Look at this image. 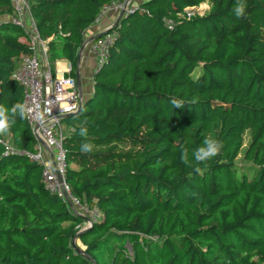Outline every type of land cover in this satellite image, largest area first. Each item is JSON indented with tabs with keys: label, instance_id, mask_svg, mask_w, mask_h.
<instances>
[{
	"label": "trees",
	"instance_id": "16d2710c",
	"mask_svg": "<svg viewBox=\"0 0 264 264\" xmlns=\"http://www.w3.org/2000/svg\"><path fill=\"white\" fill-rule=\"evenodd\" d=\"M123 1L29 0L52 69L65 59L75 77L85 30ZM236 3L144 0L108 29L91 92L62 121L65 182L99 212L77 238L82 252L72 239L85 218L20 153H35L37 140L10 111L22 103L12 74L33 51L22 27L0 20V106L10 116L0 133V264H264V0H244L240 18ZM11 13L0 0V18ZM209 134L222 147L195 162Z\"/></svg>",
	"mask_w": 264,
	"mask_h": 264
},
{
	"label": "built area",
	"instance_id": "2783aa9c",
	"mask_svg": "<svg viewBox=\"0 0 264 264\" xmlns=\"http://www.w3.org/2000/svg\"><path fill=\"white\" fill-rule=\"evenodd\" d=\"M9 1L12 9L10 22L22 27L27 33L33 51L32 56L21 55L16 59L12 74L22 87V104L26 108L24 117L37 140L35 153H20L43 166L42 177L45 188L58 194L65 203L68 198L75 207V214L85 218L83 225L90 226L99 217V212L74 197L64 179L66 159L62 140L70 128L63 130L62 117L78 110L82 101L81 89L75 77L68 74L70 68L65 73L53 72L47 54V39H42L35 28V22L30 14L29 0ZM127 3L125 0L113 2L101 12L109 8L129 11L133 7L126 9ZM112 41L113 34L107 31L101 37L87 42L88 52L95 62V70L105 61ZM38 139H41L46 147ZM3 144L6 153L17 152L7 142Z\"/></svg>",
	"mask_w": 264,
	"mask_h": 264
},
{
	"label": "crops",
	"instance_id": "0c3cea01",
	"mask_svg": "<svg viewBox=\"0 0 264 264\" xmlns=\"http://www.w3.org/2000/svg\"><path fill=\"white\" fill-rule=\"evenodd\" d=\"M132 6L138 5L140 2L144 0H132ZM117 14H113L112 11H103L99 15L97 21H95L90 27H88L84 32V41L91 39L93 36L99 34L103 30L107 29L117 19ZM3 21H10V16H3L0 18ZM23 40V39H21ZM86 45L81 52L79 62L77 63V68L75 71V79H79V85L81 89L82 99L85 98L90 92L92 88V74L95 71V62L88 52ZM16 61V60H15ZM53 71L59 73H65L69 68L70 65L65 59H56L53 62ZM67 129V128H66Z\"/></svg>",
	"mask_w": 264,
	"mask_h": 264
},
{
	"label": "clouds",
	"instance_id": "9594fccd",
	"mask_svg": "<svg viewBox=\"0 0 264 264\" xmlns=\"http://www.w3.org/2000/svg\"><path fill=\"white\" fill-rule=\"evenodd\" d=\"M233 14L236 18H240L245 15V3L244 0H237L236 6L233 8ZM170 104L173 108L182 107V102L179 99L171 98ZM11 113L13 115L18 114L21 118H23L26 114L25 105L22 103L16 104L11 108ZM10 124V116L9 110L0 106V133L5 132ZM86 133L85 128L80 129V134L84 135ZM222 147L221 142L214 135L209 134L206 136L200 146L194 149L192 152V156L195 162H205L212 157H215ZM92 150V146L88 143H84L81 145V151L90 152ZM187 150L183 149L181 153V158H187Z\"/></svg>",
	"mask_w": 264,
	"mask_h": 264
},
{
	"label": "water",
	"instance_id": "95a60500",
	"mask_svg": "<svg viewBox=\"0 0 264 264\" xmlns=\"http://www.w3.org/2000/svg\"><path fill=\"white\" fill-rule=\"evenodd\" d=\"M122 14H123V11H121L120 12V14H119V16L117 17V19H116V21L114 22V24L112 25V26H114V25H116L117 23H118V21H119V19H120V17L122 16ZM111 26V27H112ZM110 27V28H111ZM109 28V29H110ZM108 30H106V31H104L103 33H100V34H97V35H95V36H93L91 39H89V40H85L84 42H83V44H82V46L80 47V49H79V51H78V62H79V59H80V55H81V52L83 51V48H84V46L86 45V43L88 42V41H90V40H95V39H97V38H99L101 35H103L104 33H106ZM76 83H77V85H78V87H80V85H79V79L78 78H76ZM82 95V94H81ZM80 109V106H79V108H78V110ZM77 110V111H78ZM77 111L75 112V113H70V114H67V115H64L63 117H62V119H64V118H67V117H70V116H73L74 114H76L77 113ZM39 140V142L44 146V147H46V145L44 144V142L41 140V139H38ZM61 180V179H60ZM65 197H66V195H65ZM67 198V197H66ZM67 206L75 213L76 212V210H75V207L73 206V204H72V202L67 198ZM90 226H85V227H82V228H80L77 232H76V234H75V236H74V238L72 239V246L76 249V251H80V252H82L78 247H76L75 246V243H74V241L78 238V236L79 235H81L83 232H85L88 228H89Z\"/></svg>",
	"mask_w": 264,
	"mask_h": 264
},
{
	"label": "rangeland",
	"instance_id": "374dc122",
	"mask_svg": "<svg viewBox=\"0 0 264 264\" xmlns=\"http://www.w3.org/2000/svg\"><path fill=\"white\" fill-rule=\"evenodd\" d=\"M128 2L127 3V5H126V9H129L130 7H134V6H132V0H125V2ZM208 6H209V4L206 2V3H204V4H201L199 7H197L196 8V12H198V14H203L207 9H208ZM107 11H112V13L115 15V14H117L118 16H119V14H120V12L121 11H126V10H114L113 8H109L108 10H106V12ZM117 16V17H118ZM112 26V25H111ZM110 26V27H111ZM110 27H108L107 29H105V30H103L102 32H100V33H103L104 31H106V30H108ZM99 33V34H100ZM105 34V33H104ZM103 34V35H104ZM102 36V35H101ZM100 36V37H101ZM62 125H63V130L65 129L66 130V128H67V126L64 124V123H62ZM237 162V165L238 166H248L249 164L248 163H245V162H243L242 161V159H241V156L238 158V160L236 161ZM83 227H85L84 225H83ZM74 243H75V246L76 247H78L79 249H81L82 248V245L80 244V242H79V240L78 239H76L75 241H74Z\"/></svg>",
	"mask_w": 264,
	"mask_h": 264
}]
</instances>
